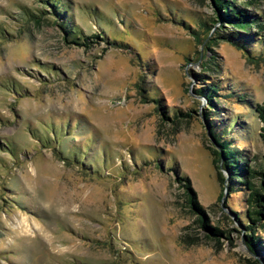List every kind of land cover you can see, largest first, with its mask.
Listing matches in <instances>:
<instances>
[{
	"label": "rangeland",
	"instance_id": "374dc122",
	"mask_svg": "<svg viewBox=\"0 0 264 264\" xmlns=\"http://www.w3.org/2000/svg\"><path fill=\"white\" fill-rule=\"evenodd\" d=\"M55 2L0 0V264H262L208 128L229 124L264 184V29L248 56L212 0ZM235 4L264 25V0ZM183 178L229 239L204 237Z\"/></svg>",
	"mask_w": 264,
	"mask_h": 264
},
{
	"label": "trees",
	"instance_id": "16d2710c",
	"mask_svg": "<svg viewBox=\"0 0 264 264\" xmlns=\"http://www.w3.org/2000/svg\"><path fill=\"white\" fill-rule=\"evenodd\" d=\"M49 3L54 7V10H57V5L55 0H48ZM236 0H212L213 5L215 7V11L221 17V20L232 26L233 31L230 32L228 35L229 39H236L233 41V44L240 50L244 51L248 56H250L252 48L256 47V41L259 39L257 36L260 32H253L251 33L250 30L253 27H256L263 32L264 25L259 22L258 17H254V15L248 13L242 7H239L235 4ZM259 0H245L248 5H253ZM217 20H215L216 22ZM203 25V24H202ZM63 29L72 36L73 42L79 45V41L83 39L79 30L75 29L74 27H68L65 23L62 24ZM204 26V25H203ZM221 27L224 28L223 24ZM208 30V27H205ZM219 30V29H218ZM219 35V34H218ZM226 36V35H225ZM96 37V36H93ZM195 38L203 42L199 35H195ZM85 39V40H84ZM82 44L86 42L88 37L84 38ZM264 41V39H262ZM215 42V39H208L206 41V45H210L211 43ZM262 41V42H263ZM262 45H264L262 43ZM263 53V52H262ZM260 53V54H262ZM200 77L198 80L203 81V76L198 75ZM205 83V82H203ZM204 87H200L195 92L202 95L206 99V104L208 107V113L206 112L205 117L209 120L210 117V110L209 108L213 107L214 100H217L219 96H217L218 91H220L219 85L216 83H205ZM258 113V117L261 119L262 123L264 124V107L257 106L255 109ZM209 126V125H208ZM222 131H216L213 126H209L208 131L209 134L218 147V149L210 148L213 157V164L215 165L218 171V158L219 154H222L223 157V167L229 173L230 181H235L236 184L243 186V188L247 191V195L245 196V204L246 210L243 214V217L246 219V224L243 227L246 228L247 234L245 235V241L248 245L249 249L255 251V248L260 245L261 239L259 236L255 235L257 229L255 224H258V230L264 228V184L261 183L259 185H255L250 179H254V175L257 174L254 168L250 167L246 164V159L242 156V152L229 141L227 138V131L230 128L229 124L223 125ZM264 131V127L262 128ZM264 137V135H262ZM259 174L264 176V166L262 167V171H259ZM219 180L223 181V177L221 173L218 171ZM243 177L242 181H236L238 177ZM184 181L183 185L186 189L185 197H186V204L194 213H196V223L198 227L204 231V237L208 239H213L215 241H219L220 237H225L229 239V230L220 229L219 227L210 225V221L207 219L205 214L204 207L199 203L196 198L195 192L192 190L189 184V180L187 178L181 179ZM235 183L228 186L227 191L228 194L231 195L237 192L238 186ZM221 198V196H220ZM219 198V199H220ZM236 220L239 222L242 219V216L238 214V212L234 211ZM251 264H260L257 261L253 260L250 262ZM262 264H264V255L262 257Z\"/></svg>",
	"mask_w": 264,
	"mask_h": 264
},
{
	"label": "water",
	"instance_id": "95a60500",
	"mask_svg": "<svg viewBox=\"0 0 264 264\" xmlns=\"http://www.w3.org/2000/svg\"><path fill=\"white\" fill-rule=\"evenodd\" d=\"M208 135V133H207ZM210 141L212 143V147L211 148H215V149H218V147L216 146V144L214 143V141H212V139L210 138ZM217 165H218V171L221 173V175L224 177L223 178V183H224V191L227 192V173L228 171L223 167V157H222V154L220 153L219 154V158H218V162H217ZM224 192V194H225Z\"/></svg>",
	"mask_w": 264,
	"mask_h": 264
}]
</instances>
